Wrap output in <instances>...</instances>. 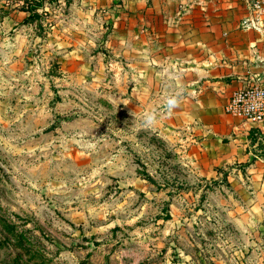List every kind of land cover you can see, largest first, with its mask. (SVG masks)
Wrapping results in <instances>:
<instances>
[{
	"label": "rangeland",
	"instance_id": "1",
	"mask_svg": "<svg viewBox=\"0 0 264 264\" xmlns=\"http://www.w3.org/2000/svg\"><path fill=\"white\" fill-rule=\"evenodd\" d=\"M22 2L0 0V264H264L229 178L201 173L185 134L145 127L127 82L97 72L109 20L45 0L25 23Z\"/></svg>",
	"mask_w": 264,
	"mask_h": 264
},
{
	"label": "crops",
	"instance_id": "2",
	"mask_svg": "<svg viewBox=\"0 0 264 264\" xmlns=\"http://www.w3.org/2000/svg\"><path fill=\"white\" fill-rule=\"evenodd\" d=\"M72 1L110 22L98 25L97 52L110 57L97 60V72L109 65L110 76L127 82L134 113L155 110L185 134L189 162L229 178L243 220L264 230V130L223 108L234 89L257 77L264 83L262 35L240 27L244 0ZM80 44L62 43L69 50ZM176 92L180 102L165 110L164 99Z\"/></svg>",
	"mask_w": 264,
	"mask_h": 264
},
{
	"label": "built area",
	"instance_id": "3",
	"mask_svg": "<svg viewBox=\"0 0 264 264\" xmlns=\"http://www.w3.org/2000/svg\"><path fill=\"white\" fill-rule=\"evenodd\" d=\"M247 12L240 19L241 28L259 31L264 40V0H247ZM224 111L264 130V83L254 78L233 90ZM264 132V131H263ZM262 132V133H263ZM264 135V133H263Z\"/></svg>",
	"mask_w": 264,
	"mask_h": 264
},
{
	"label": "clouds",
	"instance_id": "4",
	"mask_svg": "<svg viewBox=\"0 0 264 264\" xmlns=\"http://www.w3.org/2000/svg\"><path fill=\"white\" fill-rule=\"evenodd\" d=\"M180 99L181 95L179 94V92L170 93L164 99L162 107L167 111H171L175 106L178 105ZM160 115L161 114L155 110H150L146 112L143 116V125L145 127L155 126L158 122V119L160 118Z\"/></svg>",
	"mask_w": 264,
	"mask_h": 264
},
{
	"label": "trees",
	"instance_id": "5",
	"mask_svg": "<svg viewBox=\"0 0 264 264\" xmlns=\"http://www.w3.org/2000/svg\"><path fill=\"white\" fill-rule=\"evenodd\" d=\"M45 0H23L20 9L26 12V15L22 18V22H32L37 18L41 17L39 8H43ZM264 136V135H263ZM261 146L264 143L260 144Z\"/></svg>",
	"mask_w": 264,
	"mask_h": 264
}]
</instances>
